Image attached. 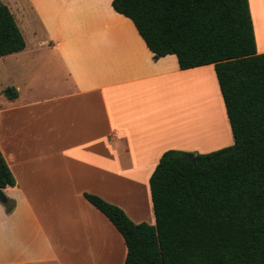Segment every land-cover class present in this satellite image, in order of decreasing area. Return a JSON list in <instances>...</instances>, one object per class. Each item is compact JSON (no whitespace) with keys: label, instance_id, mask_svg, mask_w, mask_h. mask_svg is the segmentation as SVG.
Returning <instances> with one entry per match:
<instances>
[{"label":"crops","instance_id":"obj_1","mask_svg":"<svg viewBox=\"0 0 264 264\" xmlns=\"http://www.w3.org/2000/svg\"><path fill=\"white\" fill-rule=\"evenodd\" d=\"M112 2L27 0L43 31L38 50L26 42L2 57L17 66L7 74L24 81L30 69L20 57H51L67 79L42 94L44 83L33 77L0 107V149L16 179L2 189L14 206L8 211L0 201V264H124V238L84 193L121 207L135 223L154 225L149 180L161 156L228 142L214 66L182 70L174 54L155 60ZM249 5L257 52L264 53V0ZM186 87L197 97L179 101L176 90L186 94ZM216 101L223 128L209 148L193 145L207 120H191L189 112L194 103L213 111Z\"/></svg>","mask_w":264,"mask_h":264},{"label":"trees","instance_id":"obj_2","mask_svg":"<svg viewBox=\"0 0 264 264\" xmlns=\"http://www.w3.org/2000/svg\"><path fill=\"white\" fill-rule=\"evenodd\" d=\"M112 5L133 21L155 60L174 54L182 70L214 66L234 144L161 156L149 180L154 225L135 223L96 194L85 199L124 238V264H264V53L257 52L249 0ZM25 48L14 14L0 1V58ZM3 95L14 100L18 91L9 86ZM15 185L0 149V189Z\"/></svg>","mask_w":264,"mask_h":264},{"label":"rangeland","instance_id":"obj_3","mask_svg":"<svg viewBox=\"0 0 264 264\" xmlns=\"http://www.w3.org/2000/svg\"><path fill=\"white\" fill-rule=\"evenodd\" d=\"M0 1L3 2L4 4H6L10 8L11 12L14 14L16 22H17L18 26L20 27L26 42L28 43L29 51H37L38 49H37L36 44L39 41H41V39L43 37L42 36L43 31L40 29L37 21L33 17L32 10L30 9V6L27 3V0H0ZM35 33L37 34V36L34 35ZM20 58H22L24 60L23 61L24 63L26 62V60L28 61L30 72H29V74L27 73V77L29 79L24 81V80H21L19 78V76L8 75L7 71H9V69H10L9 66H11L12 68H16L17 66H15L14 63H13L14 64L13 66H12V64L10 65L11 58H9V57H7L6 59L1 58L0 59V93H2L7 87H9V86L16 87V85H19L24 91L27 89L28 84L31 83L32 78L38 76L41 79L39 81H42V83H44V87L41 88V91L43 92L42 94H45V93L49 92L50 88H52L53 82L62 83V81H66V79H67L65 77L64 73L62 72L60 66L57 63L52 62L53 58H51V57L42 58V62H40L41 60H38L37 58L32 57V55H28V56H26V58H24V57H20ZM197 74L209 75L212 78V80L214 81L211 74L204 73L203 71L197 72ZM37 82L35 84L40 86L39 83H37ZM178 88H177V90H178ZM177 90H176V96H177L176 98L179 97V101L183 100L185 97H187V98L188 97H197L196 93L194 91H192L191 93L190 92L188 93L187 87H186V91H187L186 94L181 93V91L178 93ZM204 91L207 93H210V95L213 94L212 86L211 87L208 86L207 88L204 89ZM219 94L221 95L220 90H219ZM217 98L218 97H216V100H217ZM214 99H215V97H214ZM6 102H7L6 97L4 95L0 94V107L5 106ZM221 103L224 104L222 99H221ZM215 104L216 105L212 111L211 109H209L211 107H209V105L207 103H202L201 109L198 108L199 106H201V104L198 106V104L194 103L193 109H191V111L189 112V113H191L190 114L191 117H192V115L194 116V118H192L191 120H196V119L199 121L201 119L207 120L206 123H203L207 127V129L205 131L197 132V130H199L198 129L199 125L196 126L194 124L195 125L194 126L195 132H197L198 138H196L193 141V143H194L193 145H198L200 147L209 148L213 144L212 139H215L218 136V132L220 131V129L223 128L222 127V124H223V117L222 116L223 115H222V112L220 110V107H218V102ZM203 105H204V107H207V108H204ZM205 105H207V106H205ZM192 113H194V114H192ZM185 115H187V114L183 113V118L185 117ZM183 118H182V120H183ZM201 125H202V123L200 124V126ZM225 137L228 138V142L226 141L224 144H220V146H218L219 142L217 141V143L212 146V147H215L213 150H211L209 152H194V154L210 153V152H213L216 150H220V149L232 146L234 144V138L232 135V131H230V132L228 131V133H226Z\"/></svg>","mask_w":264,"mask_h":264},{"label":"water","instance_id":"obj_4","mask_svg":"<svg viewBox=\"0 0 264 264\" xmlns=\"http://www.w3.org/2000/svg\"><path fill=\"white\" fill-rule=\"evenodd\" d=\"M186 160L189 162H195L194 157H187ZM6 200H7V198H6L5 194L3 193L2 189H0V201L6 202Z\"/></svg>","mask_w":264,"mask_h":264}]
</instances>
